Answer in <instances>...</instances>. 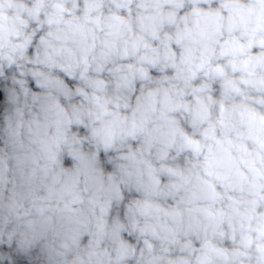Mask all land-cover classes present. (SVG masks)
<instances>
[{
  "label": "clouds",
  "instance_id": "obj_1",
  "mask_svg": "<svg viewBox=\"0 0 264 264\" xmlns=\"http://www.w3.org/2000/svg\"><path fill=\"white\" fill-rule=\"evenodd\" d=\"M0 264H264V0H0Z\"/></svg>",
  "mask_w": 264,
  "mask_h": 264
}]
</instances>
